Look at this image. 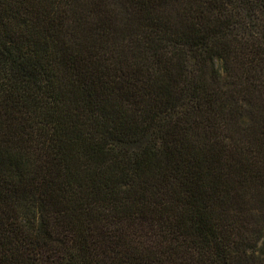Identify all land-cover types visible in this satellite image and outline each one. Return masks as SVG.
Returning a JSON list of instances; mask_svg holds the SVG:
<instances>
[{
    "label": "trees",
    "instance_id": "1",
    "mask_svg": "<svg viewBox=\"0 0 264 264\" xmlns=\"http://www.w3.org/2000/svg\"><path fill=\"white\" fill-rule=\"evenodd\" d=\"M0 264H264V0H0Z\"/></svg>",
    "mask_w": 264,
    "mask_h": 264
}]
</instances>
